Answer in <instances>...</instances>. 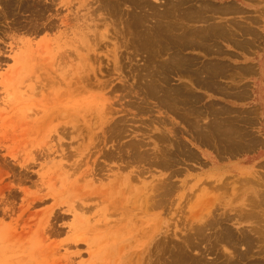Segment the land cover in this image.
<instances>
[{"label":"rangeland","instance_id":"obj_1","mask_svg":"<svg viewBox=\"0 0 264 264\" xmlns=\"http://www.w3.org/2000/svg\"><path fill=\"white\" fill-rule=\"evenodd\" d=\"M176 1L181 3L179 8L188 6L182 5L184 0ZM148 2L157 5L159 12L166 9V2L168 6V0ZM170 2L173 4V0ZM44 4L41 0L40 5ZM97 4L93 1L92 8ZM120 6L126 12V7ZM121 7L114 14L120 12V16L96 12L95 22L98 30L108 36L107 47L101 48L120 51V73L125 81L117 82L118 73H113L112 66L107 70L103 57L100 65L92 62L97 77L89 72L92 79L81 86L68 84L70 79L64 72L78 61L76 39L73 45L63 44L69 36L59 19L66 11L41 10L44 15L40 11L43 16L38 15L36 20L16 7L6 17L0 11V264H161L168 257V248L175 251L185 236L199 244V248L194 245L187 251L193 253L190 257L201 258L204 263L264 264V214L249 218L245 230L237 227L233 215L227 213L232 201L229 195L240 185L222 181L221 176L195 179L185 165L184 157L189 154H179L177 160L172 159L174 153L170 154V166L156 165L157 159L152 160L156 152L167 155L166 137L158 142L156 136L169 129L168 106L160 102L161 91L155 99L145 100L141 89L145 54H136L122 44L126 15ZM142 9L133 11L147 13L146 7ZM179 17L178 23L182 24ZM182 21L189 27V22ZM181 29L176 27L175 34L182 35ZM101 48L97 50L105 52ZM63 52L70 59L67 55L60 57ZM160 52L158 60H165L167 53ZM63 60L71 61L64 67ZM99 66L102 72H97ZM134 73L140 74H136L137 79ZM163 76L157 77L160 86L167 83ZM122 86L127 92L120 89ZM75 102L93 107L75 112L70 107ZM104 106L106 121L97 118L96 111L97 107L103 111ZM169 132L174 133L171 129ZM141 142L142 147L138 146ZM145 150L149 155L142 158ZM133 152H139L138 156ZM128 178L132 180L128 182ZM165 179L171 187L164 197ZM135 191L142 196L141 203L133 208ZM143 196L152 200L145 205ZM155 199L157 202H153ZM203 224L205 234L197 230ZM151 228L154 241L169 240L171 247H161L166 254L155 249L154 241L148 248ZM199 232L204 235L203 241ZM160 254L165 257L162 259ZM159 258L162 260L157 262ZM190 262L197 264L195 260Z\"/></svg>","mask_w":264,"mask_h":264},{"label":"crops","instance_id":"obj_2","mask_svg":"<svg viewBox=\"0 0 264 264\" xmlns=\"http://www.w3.org/2000/svg\"><path fill=\"white\" fill-rule=\"evenodd\" d=\"M188 1L192 0H187L188 10L191 11V21L185 20L190 22L188 28H196L203 37L209 31L210 35H205V39L198 35L204 42H200L202 39L196 35V40L199 39L197 43H204L203 46L180 44L176 35L175 40L178 42H174L179 43V46L173 45L176 52L171 49L170 54L174 51V56L181 59L184 55L185 58L182 57L181 63H175L179 58L170 55L172 59L168 65L171 64L166 68L167 90L171 91L172 88L171 101L175 102L176 99L173 106H168V127L175 132V137L178 135L184 142L187 152L191 153V158L188 156L184 159L185 165L189 167L188 172L195 179L214 180L221 176L222 181L241 183V188L229 195L232 201L227 213L233 215L237 227L247 230L251 221L249 218L264 214V0ZM200 3L208 5L203 8ZM173 4H176L174 0ZM193 8L199 13L194 12ZM196 17L199 20H195ZM217 25L222 27L219 29ZM187 38L191 40L188 34L183 35V40ZM171 92H168L169 96ZM171 106L173 110H170ZM228 139L239 142L234 141L235 145ZM239 177H243V180ZM246 179L247 182H243Z\"/></svg>","mask_w":264,"mask_h":264},{"label":"bare ground","instance_id":"obj_3","mask_svg":"<svg viewBox=\"0 0 264 264\" xmlns=\"http://www.w3.org/2000/svg\"><path fill=\"white\" fill-rule=\"evenodd\" d=\"M2 1V0H1ZM40 1L41 0H4V5L2 4V3H0V5H3V7L2 6H0L1 7V9H0V11L2 12H4V14H5V16H3V17H6V13H8V12H10V11H12V7H13V10L15 9L14 7H16L17 8V10H22V12H29V14L32 16V18H33V20L36 18V19H38V15H39V12L42 10V11H49V9L50 10H54L55 12H58V11H66V15L65 16H63V17H61V19H59V20H61V23H62V25H64L65 27H66V33H67V36H69V40L68 41H66L65 43H63L64 45H67V44H70V45H73V44H75V40L74 39H76V43L78 44L76 47H77V49L75 50V57H76V59H78V61L76 62V64L75 65H70L69 66V69H66V68H64V72H65V76H67L70 80H68L67 79V81H68V84H70V85H75V86H78V85H82V84H84V82L85 81H89V80H91L92 79V77H91V74H88L89 72H92V74H94V77H97V74H96V70H95V68H93V63H95V62H97V63H99V65L102 63V60H103V57H105L106 58V64L105 65H107V70H111V68H110V66H112V70L114 71L113 73H118L116 76H118V79L119 80H117V82L119 81V84H123V82L125 81H123V79L121 78V73H120V68H121V55H120V51L118 50V49H116V48H114V49H112V50H108V49H102L101 47H107V44H106V40H108V36L104 33V32H102V31H100V30H98V23H96L95 22V17H96V12H98V11H103L104 12V14L106 13H108L109 12V14H117V12L119 11V9H120V5H124V7H126V12H124L123 10H122V7H121V12H122V14L124 13L126 16H125V18L121 15V17H123L125 20V24H126V30H124V32H127L126 34L128 35H126L124 32H123V36L125 35V37L126 38H124L123 36H122V38H123V43L122 44H124V46L125 47H129V48H131L132 49V51L134 52V53H136V54H145L144 55V57H145V61H144V71H145V73L142 75V77H141V79L143 80V86H141L142 88L141 89H143L144 88V95H145V97H146V99L145 100H147V98L148 97H150V98H152V99H155V97L156 96H158L157 94L161 91L162 93L160 94L161 95V97H162V99L160 100V102L161 103H164L166 106H170V105H174V103L176 102V99H175V102L174 101H171V95H172V88H171V91H168L167 90V83H166V81L164 82V84L166 83V86H160V85H158L157 84V77L159 76V75H166V77L165 78H167V74H166V72H167V70L168 69H166L167 68V66H169L168 65V62H169V60H171L172 58H170L172 55H173V53H174V51H172V55L170 54L171 52V49H174L173 48V45H175V44H177V43H175L174 41H176L175 40V38H177L176 37V35L177 34H175V32H174V30H175V28L176 27H178V29H181V27H182V29L181 30H184V32H187V33H184V32H182V35H178V38H179V43H182V44H188V45H192V44H198L197 42L199 41V39H198V41L196 40V35L198 36V35H200V36H202L201 34H199L198 33V30L196 29V28H194L193 26V28H188V27H185V25L183 24V19H185V20H188V19H190L191 18V11H189L190 10V8L189 7H186V8H183V7H180L181 8V10H180V8H179V6L181 5V3L180 2H177L176 0H174V1H176V4H172V2H170L169 3V1H172V0H168V6H167V0L165 1L166 2V6H165V8L166 9H164V7H163V10L164 11H161V12H159L157 9H156V6H154V5H152L150 2H148V0H90V1H88V0H58L59 2H57V1H55V0H45V4L43 5V6H41L40 5ZM95 2V3H98L97 5H96V7H93L92 8V2ZM152 1H157V2H160V0L158 1V0H152ZM180 1V0H179ZM182 1V0H181ZM193 1V0H192ZM192 1H188L189 3L190 2H192ZM232 1V0H231ZM3 2V1H2ZM164 2V0H163V3H165ZM187 0H185V5H187ZM202 2V1H201ZM205 2V1H204ZM162 3V2H161ZM162 3V4H163ZM211 3H213L212 1H211ZM210 4V3H209ZM222 4H225V2L224 3H222ZM53 5H54V7H53ZM56 5H58L59 6V8H56ZM182 5H184V4H182ZM194 5V4H193ZM197 5V4H196ZM200 5H202L201 3H200ZM206 5H208V4H206ZM206 5H204V6H206ZM189 6V5H188ZM190 6H191V4H190ZM198 7H199V5H197ZM203 6V5H202ZM204 6H203V8H204ZM215 6V5H214ZM236 6V5H235ZM234 6V7H235ZM143 7H146V9H147V13H139L137 10H135V11H133L135 8H139V9H142ZM197 7V8H198ZM212 7V6H211ZM237 7V6H236ZM160 8V7H159ZM188 8H189V10H188ZM201 8V7H200ZM199 8V9H200ZM202 8V10L204 11L205 9H203ZM145 9V10H146ZM186 9V10H185ZM194 9V8H193ZM192 9V10H193ZM216 9V8H215ZM219 9V8H218ZM221 9V8H220ZM145 10H144V12H145ZM175 10L178 12V13H176V15H175ZM201 10V9H200ZM213 10V9H212ZM227 10V9H226ZM16 11V10H15ZM41 11V13H43V15H44V12H42ZM142 11H143V9H142ZM199 11V10H198ZM202 11V12H203ZM214 11V10H213ZM229 11V10H228ZM84 12V14H82ZM194 12H197V10H195L194 9ZM205 12V11H204ZM207 12V11H206ZM211 12V11H210ZM209 12V13H210ZM36 13H38V14H36ZM197 13H199V12H197ZM213 13V12H212ZM222 13V12H221ZM220 13V14H221ZM1 14H3V13H1ZM22 14V13H21ZM109 14H107V15H109ZM119 14H120V12H119ZM118 14V15H119ZM201 14V13H200ZM199 14V15H200ZM229 14H231L230 12H229ZM42 15V16H43ZM54 15L56 16L57 14H55L54 13ZM118 15H114V16H118ZM174 15L175 16H178V15H181L182 17H179V22H182V24H179L178 23V21H176L175 22V18H174ZM198 15V14H197ZM204 15H206V14H204ZM16 16V15H15ZM15 16H13V17H15ZM40 16V15H39ZM42 16H40V18L42 17ZM112 16V15H111ZM120 16V15H119ZM192 16H195V14L194 15H192ZM202 16V15H201ZM2 17V18H3ZM10 17V16H9ZM211 17V16H210ZM31 18V19H32ZM123 18H121V20L123 19ZM214 18V17H213ZM212 18V19H213ZM216 18V17H215ZM10 19V18H9ZM35 19V20H36ZM111 19V18H110ZM193 19V18H192ZM195 20H199V18H194ZM12 20V19H11ZM29 21V20H28ZM31 21V20H30ZM189 21H191V19L189 20ZM188 21V22H189ZM193 21V20H192ZM232 21V20H231ZM3 22H4V20H3ZM15 22V21H14ZM18 22V21H17ZM120 22H123V21H120ZM200 22V21H199ZM30 23H32V22H30ZM35 23H36V21H35ZM112 23H113V21H112ZM173 23H175V25L173 24ZM176 23H177V25H176ZM190 23V22H189ZM194 23V22H193ZM221 23V22H220ZM225 23V22H224ZM238 23H241V22H238ZM8 24V23H7ZM11 24V23H10ZM24 24H25V22H24ZM37 24V23H36ZM233 24V23H232ZM231 24V25H232ZM220 25V24H219ZM240 25V24H239ZM245 25H246V23H245ZM1 26V25H0ZM10 26V25H9ZM14 26V25H13ZM232 26H234V25H232ZM236 26H237V24H236ZM24 27V26H23ZM32 27H33V25H32ZM199 27V26H198ZM206 27V26H205ZM220 27H222V25L221 26H219L218 27V25H217V28H219L220 29ZM240 27V26H239ZM6 28V27H5ZM18 28V27H17ZM22 28V27H21ZM26 28V27H25ZM202 28V27H201ZM207 28V27H206ZM211 28V27H210ZM243 28V27H242ZM242 28H239L240 30L242 29ZM244 28H246L245 26H244ZM20 29V28H19ZM238 29V28H237ZM246 29H248V28H246ZM30 29H28V31H29ZM203 30H204V28H203ZM208 30V29H207ZM205 31V30H204ZM203 31V32H204ZM209 31V30H208ZM222 31V30H221ZM232 31V30H231ZM3 32V31H2ZM200 32V31H199ZM202 32V33H203ZM220 32V31H219ZM234 32V31H233ZM4 33H5V31H4ZM62 33H64L63 31H62ZM178 33V32H177ZM180 33V32H179ZM201 33V32H200ZM209 33H210V31H209ZM209 33H207V34H209ZM216 33V32H215ZM224 33H226V32H224ZM228 33V32H227ZM71 34H74V37H76L77 36V38H74V37H70V35ZM188 34V37H191V40H190V38H187L186 40H183V35H187ZM207 34H205V35H207ZM212 34V33H211ZM231 34H232V32H231ZM190 35V36H189ZM194 35H195V37H194ZM205 35H204V37H205ZM210 35V34H209ZM224 35V34H223ZM222 36V35H221ZM230 36H233V35H230ZM203 37V36H202ZM202 37H199L198 36V38H201L202 39ZM203 37V38H204ZM223 37V36H222ZM227 37V36H226ZM225 37V39H227ZM63 38H65V37H63ZM68 38V37H67ZM194 38V39H193ZM207 38H208V36H207ZM218 38H220V37H218ZM234 38V37H233ZM125 39V40H124ZM205 39V38H204ZM204 39H202V40H200V42H202ZM69 42V43H68ZM176 42H178V41H176ZM199 42V44H198V46L201 44ZM204 42V41H203ZM178 43V44H179ZM117 43L116 42H113V45L115 46ZM177 44V45H178ZM206 44V43H205ZM177 45H175L176 47H177ZM203 45H204V43H203ZM203 45H200V46H203ZM121 45H119L118 47H120ZM174 46V47H175ZM179 46V45H178ZM181 46V45H180ZM197 46V47H198ZM193 47H195V46H193ZM192 47V48H193ZM98 48H101V51H104L105 50V52H99L97 49ZM121 48V47H120ZM181 48V47H180ZM183 49V48H182ZM181 49V50H182ZM162 50V52H166L167 53V56L165 57V60L164 59H159V60H161V61H159L158 60V58H157V56H158V54L159 53H161L160 51ZM175 50V49H174ZM179 50V49H178ZM178 50H177V52H178ZM131 51V52H132ZM199 51V50H198ZM205 51V50H204ZM164 52V53H165ZM175 52H176V50H175ZM200 52V51H199ZM72 53L74 54V52L72 51ZM133 53V54H134ZM180 53V52H179ZM101 54V55H100ZM129 54V53H128ZM182 54V53H181ZM181 54H180V57H181ZM65 55H67L66 54V52H63L62 54H60V57H62V56H64L65 57ZM171 55V56H170ZM175 55H176V53H175ZM177 55H179L178 53H177ZM184 56V55H183ZM182 56V57H183ZM67 57H68V55H67ZM127 57H128V55H127ZM172 57H176V56H172ZM178 57V56H177ZM176 57V58H177ZM182 57H181V59L179 58V61H177L176 60V62L175 63H177V62H179V63H181L182 61L181 60H183L182 59ZM198 57V56H197ZM69 59H70V57H68ZM183 58H185V57H183ZM200 58V57H199ZM74 59V58H73ZM128 59L130 60V58L128 57ZM186 59H190V58H187L186 57ZM186 59H185V61H186ZM198 59V58H197ZM61 60H62V58H61ZM173 60H175L174 58H173ZM172 60V61H173ZM70 61L71 60H67V61H65V60H63L62 61V63L64 64V67H65V65L69 62L70 63ZM188 61V60H187ZM93 62V63H92ZM171 62V61H170ZM191 62V61H190ZM184 63V62H183ZM186 63V62H185ZM219 64V63H218ZM185 65V64H184ZM188 65V64H187ZM133 66V65H132ZM194 66V65H193ZM210 66V65H209ZM220 66V65H219ZM142 67V66H141ZM200 67V66H199ZM214 67H216V66H214ZM213 67V68H214ZM169 68V67H168ZM186 68H188V67H186ZM142 69V68H141ZM173 69V68H172ZM191 69V68H190ZM195 69V68H194ZM205 69V68H204ZM211 69V68H210ZM217 69V68H216ZM140 70V69H139ZM138 70V71H139ZM160 70H161V74H158L159 72H160ZM137 71V70H136ZM183 71V70H182ZM217 71V70H216ZM97 72H102V69L100 68V66L98 67V71ZM108 72V71H107ZM140 72H142L143 73V71H140ZM193 73H194V70L192 71ZM211 72V71H210ZM187 73V72H186ZM62 74V73H61ZM137 74V73H136ZM135 73H134V77L135 76H137ZM188 74V73H187ZM205 74V73H204ZM140 75V74H139ZM138 75V76H139ZM194 75H196V74H194ZM163 76V77H164ZM190 76V75H189ZM193 76V75H192ZM191 76V77H192ZM185 78L187 77V76H184ZM194 77V76H193ZM136 78V77H135ZM137 79V78H136ZM160 79V78H159ZM164 79V78H163ZM162 80V79H161ZM160 80V81H161ZM164 80H166V79H164ZM163 80V81H164ZM162 82V81H161ZM168 82V81H167ZM175 82V81H174ZM71 83H73V84H71ZM100 85H102V83L100 82ZM133 85V84H132ZM183 85H185V84H183ZM123 86H125V84L123 85ZM120 87V89H124L125 90V88L124 87ZM171 86H172V84H171ZM186 86V85H185ZM184 86V87H185ZM128 87V86H127ZM134 87V86H133ZM181 87H183V86H181ZM187 87V86H186ZM131 88V87H130ZM82 89H84V88H82ZM129 89V88H128ZM133 89V88H132ZM137 89H138V86H137ZM86 90V89H85ZM88 90V89H87ZM139 90V89H138ZM170 90V89H169ZM189 90V89H188ZM126 91V90H125ZM129 91V90H128ZM175 91V90H174ZM127 92V91H126ZM130 92H131V90H130ZM134 92H136L137 93V91H134ZM171 92V94H170V96H169V93ZM185 93V92H184ZM139 94V93H138ZM143 93H141V95H142ZM174 94V93H173ZM175 94H176V92H175ZM177 95V94H176ZM179 95V94H178ZM139 96V95H138ZM174 96V95H173ZM180 96V95H179ZM182 96V95H181ZM186 96V95H185ZM189 97V99H190V96H188ZM183 99V98H182ZM158 100V99H157ZM173 100H174V98H173ZM180 101H182V100H180ZM132 102V101H131ZM134 102V101H133ZM132 102V103H133ZM178 102H179V100H178ZM71 103V102H70ZM73 103V102H72ZM75 103H77V104H72V105H70V107H74L75 108V112L76 111H80V113H82L81 112V110H83L82 108H87V107H85V106H83V104L82 103H78V102H75ZM135 103V102H134ZM138 103V102H137ZM139 103H141V105L143 104V103H145V102H139ZM182 103V102H181ZM183 103H184V101H183ZM146 104V103H145ZM197 104V103H196ZM65 105V104H64ZM64 105H63V107H64ZM97 105V104H96ZM110 105V104H109ZM132 105H136V103L135 104H132ZM176 105V104H175ZM186 105V104H185ZM138 106H140V104L138 105ZM89 107H93V105L91 106V104H90V106ZM197 107V106H196ZM201 107V106H200ZM49 108V107H48ZM48 108H47V112H48ZM62 108V107H61ZM68 108V107H67ZM94 108H95V106H94ZM138 108V107H137ZM141 108H142V106H141ZM141 108H138V110L139 109H141ZM145 107H143L142 109H144ZM193 108V107H192ZM97 110L96 111H98V116H97V118H100V119H104L103 121H106L105 120V116H103V115H107L106 114V112L107 111H104L105 110V106L103 107V111H101V110H98V107L96 108ZM109 110V107H106V110ZM146 109V108H145ZM144 109V110H145ZM62 110V109H61ZM71 110V109H70ZM73 110V109H72ZM91 110H93V109H91ZM147 110V109H146ZM189 110V109H188ZM57 111V110H56ZM58 111H60V110H58ZM57 111V113H59ZM93 111H95V109L93 110ZM186 111V110H185ZM50 112V111H49ZM61 112V111H60ZM196 112V111H195ZM56 112H55V114H57ZM70 113V112H69ZM95 113V112H94ZM88 114V113H87ZM198 114V113H197ZM71 115V114H70ZM74 115V114H73ZM91 115V114H90ZM80 116L82 117V118H84L85 116H83V115H81L80 114ZM195 116V115H194ZM73 117V116H72ZM75 117V116H74ZM76 117H77V115H76ZM87 117V116H86ZM85 117V118H86ZM94 117V116H93ZM110 117V116H109ZM184 117H185V115H184ZM197 117V116H196ZM62 118V117H61ZM60 118V119H61ZM63 118H68L67 116H64ZM63 118H62V120H63ZM96 118V117H95ZM107 119V118H106ZM188 119V118H187ZM198 118H196V120H197ZM71 120V119H70ZM73 120V119H72ZM71 120V121H72ZM88 121V120H87ZM107 121H108V119H107ZM114 121V120H113ZM119 121V123H120V121H121V119H119L118 120ZM123 121V120H122ZM183 121V120H182ZM211 122V121H210ZM76 123V122H75ZM90 123V122H89ZM183 123V122H182ZM216 123V122H215ZM231 123V122H230ZM116 124H118V122H116ZM122 124V123H121ZM121 124H119L120 126H121ZM188 124V123H187ZM190 124V123H189ZM195 123H193V124H191V125H194ZM217 124V123H216ZM91 125V124H90ZM123 125V124H122ZM114 126H117V125H114ZM230 126V125H229ZM232 126H233V124H232ZM73 127H76L74 124H73ZM92 127V126H91ZM123 127V126H122ZM202 127V126H201ZM204 127V126H203ZM199 128H200V126H199ZM74 129H76V128H74ZM202 129V128H201ZM118 130H121L120 128H118ZM117 130V131H118ZM192 130V129H191ZM196 130H197V128H196ZM213 130H214V128H213ZM116 131V132H117ZM168 131H169V129H168ZM168 131H167V133L166 132H164V133H161L160 135L158 134L157 136H156V138H158V142H159V140L160 139H163V138H165L164 140H167V143H168V145H167V149H166V151H167V155L166 156H162V155H160V154H157V152H156V154H153V155H155V156H153L152 157V160L154 161V160H156V161H154V162H156V163H154V164H156V165H164V166H166V164L168 165V166H170V165H172V164H170L171 163V161H170V159H171V157H169V156H171L170 154H172V153H174V157L172 156V159L174 158V159H176V157H178L179 156V154L180 155H183V157H184V155H190L191 153L189 152H187V150L185 149V145L183 144L184 142H181V140L178 138V135H177V137H175V135H174V133H173V135H171V133L169 134L168 133ZM204 131V130H203ZM119 132L120 131H118V134H119ZM199 132V131H198ZM239 132V131H238ZM242 132V131H241ZM203 133V132H202ZM216 133V132H215ZM117 134V133H116ZM194 134V133H193ZM201 134V133H200ZM205 134H207V133H205ZM209 134H210V132H209ZM187 135V134H186ZM195 135V134H194ZM227 135V134H226ZM203 136V135H202ZM205 136V135H204ZM212 136H214L213 134H212ZM225 136V135H224ZM207 137V135L205 136V138ZM209 137V136H208ZM227 137H228V135H227ZM201 138V137H200ZM217 138H218V135H217ZM225 138V137H224ZM231 138V137H230ZM238 138V137H237ZM216 139V138H215ZM163 140V141H164ZM205 139H203V141H204ZM210 140V139H209ZM228 140H230V139H228ZM247 140V139H246ZM156 141V140H155ZM162 141V142H163ZM202 141V140H201ZM206 141V140H205ZM230 141H233L232 139L230 140ZM235 141V140H234ZM234 141H233V143H234ZM134 142V141H133ZM140 142V140L138 141V143ZM161 141H160V143H162ZM220 142V141H219ZM239 142V141H238ZM238 142H236L235 141V143H238ZM132 143V142H131ZM130 143V144H131ZM205 143V142H204ZM216 143H218V142H216ZM227 143V142H226ZM234 143V144H235ZM127 144V143H126ZM134 144V143H133ZM140 144H142V142L140 143ZM207 144V143H206ZM211 144V143H210ZM242 144V143H241ZM136 145V144H135ZM138 145V144H137ZM144 144H142V145H138V146H143ZM166 145V144H165ZM188 145V144H187ZM186 145V146H187ZM218 145H220V144H218ZM236 145V144H235ZM243 145V144H242ZM131 146H133L134 147V145H131ZM131 146H129L130 148H131ZM124 147H125V145H124ZM132 147V148H133ZM161 147V146H160ZM176 147V148H175ZM221 147H222V145H221ZM221 147H219V149L221 148ZM233 147V146H232ZM129 148V149H130ZM139 148V147H138ZM163 148V147H162ZM135 149H137V147L135 148ZM157 149V148H156ZM161 149V148H160ZM159 149V150H160ZM173 151H172V150ZM188 149V148H187ZM222 150H223V148H221ZM231 149V148H230ZM233 149V148H232ZM120 150V149H119ZM133 150V149H132ZM138 151H139V149H138ZM140 151H142V150H140ZM146 151V150H145ZM163 151V150H162ZM165 151V150H164ZM165 151V152H166ZM172 151V152H171ZM228 151V150H227ZM118 152H120V151H118ZM147 152V151H146ZM134 154H136L137 156H138V154L137 153H139V152H133ZM132 153V154H133ZM141 153V152H140ZM159 153H161V152H159ZM110 154V153H109ZM112 154V153H111ZM145 154H148V152L147 153H144L143 154V157L142 158H144V155ZM166 154V153H165ZM106 155H108V153L106 154ZM115 155V154H114ZM113 155V156H114ZM129 155V154H128ZM141 155H142V153H141ZM149 155V154H148ZM164 155V154H163ZM188 155V156H189ZM193 155V154H192ZM191 155V156H192ZM119 156L120 155H118V158H119ZM131 156V155H130ZM133 156V155H132ZM131 156V157H132ZM188 156H185V157H188ZM194 156V155H193ZM117 157V156H116ZM121 157V156H120ZM134 157V156H133ZM136 157V156H135ZM134 157V158H135ZM165 157V158H164ZM190 157V156H189ZM137 158V157H136ZM140 158H141V156H140ZM191 158V157H190ZM137 160V159H136ZM177 160V159H176ZM138 161H140V159H138ZM158 161V162H157ZM175 161V160H174ZM178 162V161H177ZM153 163V162H152ZM176 163V162H175ZM167 166V167H168ZM165 168V167H164ZM2 169V168H1ZM0 169V170H1ZM140 171V170H139ZM240 178V177H239ZM239 178H238V181H240V180H243V177H241L240 178V180H239ZM226 179V178H225ZM245 179V178H244ZM130 180H132V179H130V178H128V182L130 181ZM227 180V179H226ZM237 180V179H236ZM250 180H252V179H250ZM223 181H225V180H223ZM238 181H236V182H238ZM254 181V180H253ZM163 182L164 183H162V188H163V190H162V192L164 193V197H165V195L167 196V194L166 193H168L169 192V189H170V187H171V185H170V183L167 181V179H165V180H163ZM243 182H247V179L245 180V181H243ZM249 182V181H248ZM251 182V181H250ZM256 182V181H255ZM254 182V183H255ZM257 183V182H256ZM242 184H244V183H242ZM240 185H241V183H240ZM135 189V188H134ZM152 191H153V187L152 188H150ZM156 189V188H155ZM142 191V190H141ZM132 194H133V200H132V202L131 203H133L132 205L134 206L133 208H135L136 206H138L137 204H140L141 202H140V196H142V194L138 191V192H136L135 191V193H133L132 192ZM144 197V199L145 200H143V203L145 202V205H146V202H147V204H148V201L149 200H152V199H147L145 196H143ZM161 197V196H160ZM162 198V197H161ZM140 202V203H139ZM153 202H157V199H155ZM130 203V204H131ZM145 205H144V207H145ZM141 206V205H140ZM148 207V206H147ZM145 209H147V208H145ZM203 223V222H202ZM205 224H207V223H205ZM196 225V224H195ZM204 226V224L202 225V226H200V227H198L197 228V230L198 231H200L201 232V230L203 229L202 227ZM208 226V225H207ZM221 228V227H220ZM161 229V228H160ZM208 229V228H207ZM156 230V229H155ZM148 231H150V239L148 240V242H149V244H148V248H149V245L151 244V242H153L154 240H155V238L153 239V229L151 228V229H149ZM166 232H168V230L166 229L165 230ZM202 231H204V230H202ZM165 232V233H166ZM200 232L198 233V236H199V234H200ZM201 233H203V232H201ZM225 233V232H224ZM157 234V233H156ZM156 234H155V237H156ZM191 234V233H190ZM204 234H205V231H204ZM202 235V241L204 240V235L203 234H200V236ZM206 235H207V233H206ZM205 235V236H206ZM189 237V236H188ZM187 237V238H188ZM186 238V236L184 237V239L182 240V245H178L177 244V248L175 249V251H173L172 250V247L168 244V241H166V240H164V242H162L161 240V242L160 241H154V247H155V249H157V251L159 252V251H162L163 250V246H165V245H169L171 248H168V252H167V254H168V257H166L165 259H163L165 256H162V254H160L162 257V259L164 260L161 264H189V263H191L190 261H192L193 262V260H195L196 261V263L197 264H207V262L206 263H204L203 262V260L200 258H196L195 256V258H191L190 257V255L191 256H193L192 254H188V250H190V248H194L195 246L194 245H196V247H198L199 246V244H198V242L196 243V244H194L193 242H191V241H189L187 238ZM225 238H227V237H225ZM224 238V239H225ZM231 238V237H230ZM167 239V238H166ZM198 239V238H197ZM199 239H201V238H199ZM211 239V238H210ZM215 240H217L216 238H215ZM226 240V239H225ZM193 241V240H192ZM221 241H222V237H221ZM199 242H200V240H199ZM225 242V241H224ZM227 242V241H226ZM156 243V244H155ZM158 244H162V245H159L158 246ZM229 244V243H228ZM198 245V246H197ZM232 246H233V244H232ZM161 247H163V248H161ZM234 247V246H233ZM174 248V247H173ZM199 248V247H198ZM151 250H152V248H151ZM152 252H153V250H152ZM163 252V251H162ZM161 252V253H162ZM165 252V254H166V251H164ZM163 252V253H164ZM201 253V252H200ZM242 253V252H241ZM244 253V252H243ZM164 254V255H165ZM245 254V253H244ZM151 255H152V253H151ZM157 255V254H156ZM235 256V255H234ZM242 256V255H241ZM203 257V256H202ZM245 257H246V255H245ZM161 258H159V260L157 261V262H159L160 261V259ZM170 258V259H169ZM161 259V260H162ZM232 259V258H231ZM241 259V258H240ZM246 259V258H245ZM244 259V260H245ZM216 260V259H215ZM243 260V259H242ZM206 261V260H205ZM212 261V260H211ZM154 263V262H153ZM209 263H211V262H209ZM208 263V264H209ZM214 263V262H213ZM195 264V263H194ZM212 264V263H211ZM250 264V263H249ZM255 264V263H254Z\"/></svg>","mask_w":264,"mask_h":264}]
</instances>
